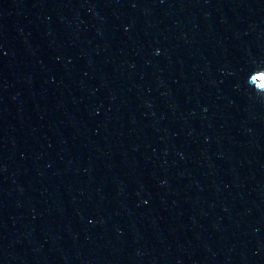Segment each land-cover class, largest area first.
I'll return each instance as SVG.
<instances>
[{
    "label": "water",
    "instance_id": "water-1",
    "mask_svg": "<svg viewBox=\"0 0 264 264\" xmlns=\"http://www.w3.org/2000/svg\"><path fill=\"white\" fill-rule=\"evenodd\" d=\"M0 264H264V0H0Z\"/></svg>",
    "mask_w": 264,
    "mask_h": 264
}]
</instances>
